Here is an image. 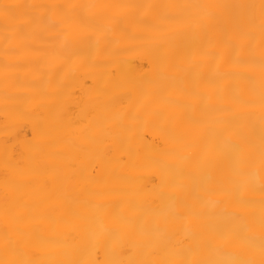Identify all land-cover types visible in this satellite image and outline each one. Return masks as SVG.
<instances>
[{
  "label": "bare ground",
  "instance_id": "1",
  "mask_svg": "<svg viewBox=\"0 0 264 264\" xmlns=\"http://www.w3.org/2000/svg\"><path fill=\"white\" fill-rule=\"evenodd\" d=\"M0 264H264V0H0Z\"/></svg>",
  "mask_w": 264,
  "mask_h": 264
}]
</instances>
